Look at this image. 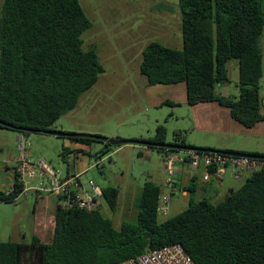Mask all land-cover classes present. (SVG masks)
Segmentation results:
<instances>
[{
    "label": "trees",
    "instance_id": "obj_1",
    "mask_svg": "<svg viewBox=\"0 0 264 264\" xmlns=\"http://www.w3.org/2000/svg\"><path fill=\"white\" fill-rule=\"evenodd\" d=\"M178 2L182 49L149 43L142 54L141 75L150 86L185 84L190 106L217 103L246 128L264 121L259 86L264 0ZM91 25L79 0H4L0 12V130L43 134L78 107L81 97L105 73L97 51L84 49L83 34ZM232 60L238 62L239 97L216 91L229 81L227 63ZM165 104L179 106L171 101ZM166 136V127L159 125L149 142L164 144ZM63 138L88 146L102 143L105 150L96 153V159L112 147L90 138ZM151 149L164 155L179 152ZM72 152L84 153L64 148V159ZM24 190L17 168L11 191H0V202L15 203ZM101 191V200L117 210L120 190L106 187ZM162 192L161 186L147 183L136 220L120 227L103 216L100 203L94 212L66 210L59 204L53 243H43L37 236L30 243H0V264H118L176 244L195 264H264V170L251 173L221 203L192 201L185 211L163 221L158 214Z\"/></svg>",
    "mask_w": 264,
    "mask_h": 264
},
{
    "label": "rangeland",
    "instance_id": "obj_2",
    "mask_svg": "<svg viewBox=\"0 0 264 264\" xmlns=\"http://www.w3.org/2000/svg\"><path fill=\"white\" fill-rule=\"evenodd\" d=\"M79 1L92 23L83 34L84 49L97 51L105 73L100 76L98 83L81 97L78 107L52 126L53 131L136 141V137L154 138L156 122L159 120L158 126L163 125L167 129V144L185 142L194 145L196 142L211 140L212 147H217L216 142L226 144L233 141L230 135L215 130L199 131L194 125L190 107L173 108L164 103L158 108L149 104L143 87V82L147 79L140 73L142 54L147 45L155 41L166 47L182 49V19L178 0ZM3 2L4 0H0V12ZM260 45L263 54V77L259 86L264 97V32ZM227 70L229 82L224 89L228 95L232 93V97H239L238 62L230 61ZM16 135L13 130H0V160H6L9 151H18ZM27 141L31 144V163L36 164L43 160L61 179H66L71 171H75L73 160H65L63 155V144L70 141L45 134H30ZM119 147L121 149L116 154H103L104 167L99 169L94 156L98 149L104 151L105 147L102 143L93 142L79 164L80 168L86 169L81 179L85 188H90L89 182L92 180L100 189L115 187L120 190L117 210H111L103 199L99 201L101 213L109 218L115 227H120L125 221L136 220L144 186L150 182L161 186L163 177L167 174V162L159 150L153 149L152 152L145 153L143 146L129 144L112 146L111 151L118 150ZM189 169L188 165L181 166L180 177L186 178ZM26 180L31 186H36L39 180L41 181L37 178ZM179 181L178 192L167 205L169 214L160 216L162 221L182 213L192 201L207 199L217 205L226 198L230 186L238 189L244 182L235 181L228 176L223 183L204 185L196 193L190 194L183 189L182 179ZM46 183H49L48 179ZM209 188L211 190H208ZM162 191L167 192L164 185ZM34 198L31 200H35ZM34 202L26 204L23 198L15 203L0 202V243L31 242L35 228Z\"/></svg>",
    "mask_w": 264,
    "mask_h": 264
},
{
    "label": "crops",
    "instance_id": "obj_3",
    "mask_svg": "<svg viewBox=\"0 0 264 264\" xmlns=\"http://www.w3.org/2000/svg\"><path fill=\"white\" fill-rule=\"evenodd\" d=\"M228 82H225L217 86L216 91L218 94L227 96V97L232 96V93H230V91H229L230 94L228 95L227 91L224 89V86H227ZM143 83H144L143 87L147 93L149 104L151 106L159 108L166 101H171V102L179 104V106H172L173 108L183 107V106L190 107L189 109L192 110L194 125L195 127L197 126V129L199 131L204 130L206 132H210V130H215V132L225 133L226 135H230L233 139L232 142L226 143V144H224L223 142L222 144H219L216 142L217 147H212L213 145L210 142L211 140H209V142H204V143L196 142L194 143V145L186 143V146L198 147V148H210V149L219 150L223 152L230 151V152H240V153H246V154L264 155V151H259V149L264 150V142H262V140H264V121L258 123L256 126L249 129V128L242 126L238 122H236L232 118L230 111L220 106L217 103H201L195 106H190L187 102L186 86L183 83H180L177 85H157V86H150L147 80H145V82ZM261 99H262V104H263V108L261 112L264 115V97L262 96V94H261ZM171 114H173V112ZM156 124L158 126L159 120H157ZM18 135L19 134L15 136V139L17 142H18ZM7 137H8L7 138L8 142H9L10 136L8 135ZM152 138L153 137H147V138L136 137L135 140L139 139V140L149 141ZM63 146H65L64 148H69L74 151L83 150L84 153H73L72 152L69 155V159L73 160L75 171H71V173L67 175V177L79 175L81 176V179H82V175L84 174L86 169L80 168L79 164L82 163V159L85 157V154L88 151L87 149L89 146L81 145L78 143H72V142H65ZM143 147H144L143 151H145V153L152 152L151 147H147V146H143ZM120 149L121 148L119 147L118 150L111 151V148H110L108 149V152H112V154H116V152H118ZM96 152L100 153L102 151L101 149L100 150L98 149ZM20 156H21L20 151L19 150L16 151L15 149V150L9 151V156L6 160H2V159L0 160V191L5 192V193H8L10 191L12 183L14 181L16 169L18 168V160ZM188 167L190 168L189 175L186 178H181L180 177L181 170H180L177 173L176 180L178 181L177 188L180 183L179 180L182 179L183 189L187 192L189 191L190 194L196 193V191L199 188L202 189L204 185H210L212 183L214 184L223 183V181L228 176L234 179L231 172L228 171L229 173L226 172L222 180L211 179L209 182H204L202 180V170L194 171L192 170L190 166ZM250 175H251L250 173H245L241 181L243 180L245 181L246 178L249 177ZM163 178H162L163 183L161 182L162 185H164L167 179V174ZM235 181H238V180H235ZM192 188L195 190L194 193L190 191L192 190ZM234 188L235 187L230 186V188L227 189L226 194H228L230 190ZM208 190H211V188H209ZM214 191H216V189H214ZM205 193H206V190H205ZM33 197H35L34 198L35 200H31ZM22 198L24 199L26 204H28L29 202L35 201L34 206H33V212H34L33 219L35 221V228L33 232L34 236H37L43 243H46V244L53 243L54 236H55V228H56V213L58 210V206L60 204L59 198L51 194L38 193L34 190L28 192L26 196H23L20 199Z\"/></svg>",
    "mask_w": 264,
    "mask_h": 264
},
{
    "label": "built area",
    "instance_id": "obj_4",
    "mask_svg": "<svg viewBox=\"0 0 264 264\" xmlns=\"http://www.w3.org/2000/svg\"><path fill=\"white\" fill-rule=\"evenodd\" d=\"M18 150L21 154L18 160V173L25 186L21 197L34 190L38 193L57 196L61 201V206L66 210L80 208L88 212H94L97 209L102 191L95 182L91 180L89 182L90 188L87 189L83 186L79 175L61 179L43 160L38 161L36 164L31 163V144L27 141L25 134L18 135ZM179 152L170 151L164 155L167 162V179L164 186L167 188V192H163L159 198V216L169 214L167 205L178 191L176 176L181 166L188 165L194 171L202 170V180L204 182H209L211 179L222 180L228 171L231 172L235 180L241 181L245 173L251 174L258 170H264V160L261 159L236 157L213 152ZM96 166L98 168L104 167L102 158L97 159ZM26 178H37L41 181L39 180L36 186H31ZM46 179L49 180V183H46ZM118 264H195V262L180 244H176L149 250L137 258Z\"/></svg>",
    "mask_w": 264,
    "mask_h": 264
},
{
    "label": "water",
    "instance_id": "obj_5",
    "mask_svg": "<svg viewBox=\"0 0 264 264\" xmlns=\"http://www.w3.org/2000/svg\"><path fill=\"white\" fill-rule=\"evenodd\" d=\"M3 124L2 122H0ZM45 135H51V136H56V137H69V138H90L94 140L101 141L103 143L110 144L112 146H121V145H128V144H136V145H141V146H147V147H158V148H165L168 150H175V151H196V152H209V153H223L231 156H236V157H248V158H253V159H261L264 160V155L262 154H246V153H240V152H223V151H218L210 148H198V147H191V146H183V145H177V144H160V143H152L149 141H134V140H114L106 137H101V136H95V135H88V134H67L59 131H53V130H48L42 132Z\"/></svg>",
    "mask_w": 264,
    "mask_h": 264
}]
</instances>
